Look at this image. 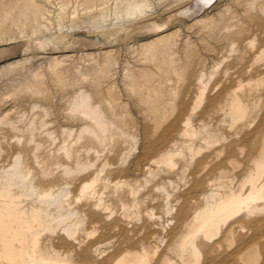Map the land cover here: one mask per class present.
<instances>
[{
    "label": "bare ground",
    "instance_id": "bare-ground-1",
    "mask_svg": "<svg viewBox=\"0 0 264 264\" xmlns=\"http://www.w3.org/2000/svg\"><path fill=\"white\" fill-rule=\"evenodd\" d=\"M212 1H194L192 12ZM35 5L0 0V29L16 15L37 30ZM146 9L138 4L135 13ZM223 11L207 28L239 46L231 62L223 58L209 72L194 71L187 37L182 55L171 48L159 64L150 65L141 43L125 49L136 63L123 60L120 81L142 121L140 142L116 82L120 49L82 54L81 62L52 56L30 70L17 61L0 69L5 99L40 115L39 133L53 145L51 158H40L35 118L0 112V155L7 157L0 163V264H215L213 256L232 243L237 249L217 264H264V91L260 78H242L250 73L253 35L264 41V2L251 0L234 28L224 25L231 11ZM213 81L222 83L216 98L205 96ZM250 114L259 117L253 128ZM120 175L125 179L112 180Z\"/></svg>",
    "mask_w": 264,
    "mask_h": 264
},
{
    "label": "rangeland",
    "instance_id": "rangeland-1",
    "mask_svg": "<svg viewBox=\"0 0 264 264\" xmlns=\"http://www.w3.org/2000/svg\"><path fill=\"white\" fill-rule=\"evenodd\" d=\"M194 1L196 0H68L63 6H60L58 0H35V16L40 23L37 30H33L28 21H23L16 15L12 17V19H8L6 23L7 27H5L4 30L0 29V69L11 66L17 61L20 63L19 65L30 70L38 65L44 64L43 66H45L47 59L52 56H62L66 58L74 56L75 61L81 62L83 60L82 54L97 53L109 48L120 49V63L117 69L116 82L123 97L127 98L131 104L130 111L138 124L139 130H137V134L140 142L142 137V121L138 114L137 107L133 105L131 98L123 89L120 81V66L123 60L127 58L136 63V61H133L135 60L134 55L132 53H126L125 49L127 46L133 45L135 47L140 43L143 44L150 57V65L154 63L159 64L171 48L178 50V53L182 55L183 43L186 40L185 37H187L196 52L194 71L203 69L206 72L212 70L223 58H226V62H231L236 53L235 50L237 46H239L238 41L236 43V41H232L228 37H217V35L209 32L207 24L217 12H224L223 10L228 8L229 12H231L228 13L229 17L226 16L227 14L225 15L226 19L224 20V25L230 28L237 27L246 17L247 12L245 10L251 0H213L209 4H203L198 12H192L191 5ZM261 1L264 2V0ZM142 3L148 6L143 16L135 13L136 5ZM42 14L44 16H42ZM153 21L158 24L168 25L166 29L148 31L146 27L149 22ZM109 32L114 33L110 35ZM83 38L94 42V45L85 47L80 42H74L71 45L75 39L79 40ZM252 38L254 43L250 46L248 44L246 53V63L248 66H251L248 67V69L250 68V73L248 72V74H245L246 76L243 75L242 78L246 79L249 76H251L252 79L260 78L258 80L261 81L260 88L263 92L264 56L260 59L257 55L260 52L264 53V41L259 43L256 35H253ZM43 42L46 44H42ZM210 43H212V45ZM232 46H234V51L230 52L229 50ZM1 51H3L2 54ZM133 57L134 59L132 60ZM221 69L222 65L219 70ZM1 73L0 103L2 102V104H0V112L5 114V111L9 109L11 110L9 113H13H11V117H17L19 113L22 114V112H24L23 122L27 119L29 120L30 117L35 118L36 129L34 130V138L42 140V147L38 150V153L40 158L50 157L51 155H49L48 151L51 152L53 150H51L53 145H49V142L43 141L41 130L39 133L38 121L42 119L40 118L41 116L31 115V112L25 109V107L21 108V106L19 108L14 106V102L10 98H6L7 100L5 99L6 91H8L9 87L5 83L7 81V75H5L4 72ZM13 73L14 72H11V74ZM214 84V81L211 82L206 90L205 96L211 98L219 96L218 94L222 87V83L218 85ZM49 87L51 88L52 94L57 97L59 92H57L53 85L49 84ZM261 104H263V101H261ZM250 109L253 111L251 106ZM258 110H261L260 114H262L264 112V106H260ZM220 115L221 112H219V116ZM220 118L222 117L220 116ZM249 119L251 121L249 123L250 128H253L259 121V117L257 115L255 116V114H252ZM59 124H61V122L58 119H55V122L50 124V128L55 130L57 145L62 143ZM224 125L227 129V124L225 123ZM4 126L5 124L0 125L1 133L2 130H4ZM224 131L226 130L224 129ZM11 141H14V139ZM0 156V163H2V161L7 162V157L4 154ZM109 158L114 161L117 159L112 156H109ZM51 167L55 169L57 165L54 164ZM118 177L112 178V180L117 181L116 179H125L124 175ZM105 195L107 194L105 193ZM157 211L161 213V209L158 207ZM173 234L174 232H171L170 235ZM235 248L237 249V243H232L227 247H223V249L213 256L212 260L217 264V261L221 263L222 260L226 258L229 259L231 256L230 254L235 251Z\"/></svg>",
    "mask_w": 264,
    "mask_h": 264
}]
</instances>
